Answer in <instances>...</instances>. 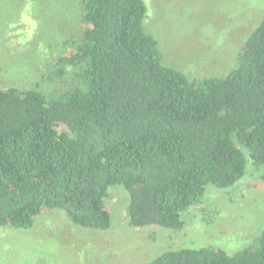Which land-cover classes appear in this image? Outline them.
Segmentation results:
<instances>
[{
  "label": "trees",
  "instance_id": "1",
  "mask_svg": "<svg viewBox=\"0 0 264 264\" xmlns=\"http://www.w3.org/2000/svg\"><path fill=\"white\" fill-rule=\"evenodd\" d=\"M82 28L51 93L0 88V227L30 228L60 209L84 228L108 230L110 188L129 194L131 227L182 229L209 185L264 166V18L236 66L191 79L168 66L145 25V0H81ZM143 264H264V229L230 254L207 245L166 250Z\"/></svg>",
  "mask_w": 264,
  "mask_h": 264
},
{
  "label": "rangeland",
  "instance_id": "2",
  "mask_svg": "<svg viewBox=\"0 0 264 264\" xmlns=\"http://www.w3.org/2000/svg\"><path fill=\"white\" fill-rule=\"evenodd\" d=\"M146 29L168 66L191 79L223 76L237 64L249 34L264 18V0H145ZM81 0H0V88L51 93L72 87L56 77L82 28ZM245 176L233 187L209 185L202 201L183 214L185 226L129 225L127 190L110 188L108 230L74 224L60 209H46L30 228L0 227V264H143L166 250L215 245L233 254L264 229V166L249 151Z\"/></svg>",
  "mask_w": 264,
  "mask_h": 264
}]
</instances>
